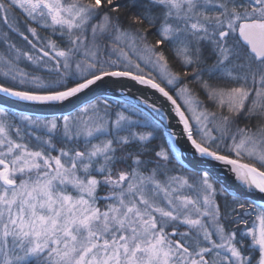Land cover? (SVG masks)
Wrapping results in <instances>:
<instances>
[{
	"label": "snow or ice",
	"instance_id": "1",
	"mask_svg": "<svg viewBox=\"0 0 264 264\" xmlns=\"http://www.w3.org/2000/svg\"><path fill=\"white\" fill-rule=\"evenodd\" d=\"M0 264H264V0H0Z\"/></svg>",
	"mask_w": 264,
	"mask_h": 264
},
{
	"label": "water",
	"instance_id": "2",
	"mask_svg": "<svg viewBox=\"0 0 264 264\" xmlns=\"http://www.w3.org/2000/svg\"><path fill=\"white\" fill-rule=\"evenodd\" d=\"M129 88L131 89V92L135 95H139L140 92L138 91V89H140V86H133L131 82H129ZM141 91H144L147 95H149L150 97L153 96V93L147 89H141ZM21 107H23V103L22 102H17ZM15 110V109H13Z\"/></svg>",
	"mask_w": 264,
	"mask_h": 264
}]
</instances>
